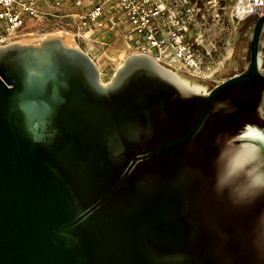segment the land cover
I'll return each mask as SVG.
<instances>
[{"label":"water","instance_id":"water-1","mask_svg":"<svg viewBox=\"0 0 264 264\" xmlns=\"http://www.w3.org/2000/svg\"><path fill=\"white\" fill-rule=\"evenodd\" d=\"M248 16L244 70L210 90L234 46L206 77L129 53L104 84L60 36L0 46V264H264V14Z\"/></svg>","mask_w":264,"mask_h":264},{"label":"built area","instance_id":"built-area-1","mask_svg":"<svg viewBox=\"0 0 264 264\" xmlns=\"http://www.w3.org/2000/svg\"><path fill=\"white\" fill-rule=\"evenodd\" d=\"M204 1L231 2L238 20L247 13L264 14V0H0V46L15 43L27 20L48 19L79 32L80 40H117L127 53L195 74L210 54L193 38ZM209 47L212 51L214 44Z\"/></svg>","mask_w":264,"mask_h":264},{"label":"rangeland","instance_id":"rangeland-1","mask_svg":"<svg viewBox=\"0 0 264 264\" xmlns=\"http://www.w3.org/2000/svg\"><path fill=\"white\" fill-rule=\"evenodd\" d=\"M224 3L227 4V6L221 10L219 7ZM200 5L202 7L201 11L203 12V19H201V21L208 22L210 25L212 24L210 31L211 35H208V33L207 37L212 39L214 48L212 51L209 49L207 50V52L209 51L210 54L206 59V63H204L205 65L200 67V71H197L198 73L196 75L183 71L179 72L197 77H206L219 70L223 66V63L230 57L233 50V39L239 20L233 15V5L231 2H215L213 5L212 3H207L204 1ZM60 25L61 24L59 21H48V19L32 21L29 19L20 29L17 34L18 37L15 38L13 42L23 44H37L45 37L58 36V34H56L57 31H62ZM210 25L207 27H210ZM203 34L204 33L201 35ZM43 35L44 37H42ZM204 36H206V34L203 35V37ZM22 38H33V40L24 42L22 41ZM227 42H229L228 49L226 48ZM221 43H223V47H221ZM80 45L87 49L91 58L100 68L102 73L101 81L103 83L110 81L116 68L122 63L124 57L129 54L122 47L120 41L104 40L102 36H97L95 38L92 37L86 43H81ZM71 46L77 47L76 44H73V42L71 43ZM262 68L264 69V66H262Z\"/></svg>","mask_w":264,"mask_h":264},{"label":"flooded vegetation","instance_id":"flooded-vegetation-1","mask_svg":"<svg viewBox=\"0 0 264 264\" xmlns=\"http://www.w3.org/2000/svg\"><path fill=\"white\" fill-rule=\"evenodd\" d=\"M225 6H227V4L224 3L219 8L221 10H223L225 8ZM255 21H256L255 16H248L244 19L239 20V22H238L237 31L235 32V36L233 39L234 49L238 51V60H239L238 67L232 69L231 72L224 73L222 75V77H220L219 79H213L211 81V86L210 87L207 86L205 88L210 90L214 86H216L217 84L221 83L223 80L230 78L233 74L240 73L244 70L245 58L247 55L246 50L249 49V47L251 48V45H252V41H249L248 36H249V33L251 32L252 26L254 25ZM198 24L199 25L195 30L193 38L195 39V41H199L202 43L204 41V43H203L205 46L204 49L208 50V47L210 46V44L213 45L212 39H209L207 37L208 33H209L208 35H211L210 31H211L212 24L210 25V23L205 22V21H200ZM209 25H210V27H207ZM206 31H207V33H206ZM202 33H204L203 35L206 34V36L203 37V35H201ZM199 37H200V39H199ZM261 42H262V37L259 36L258 41H257V45H259V43H261ZM228 46H229V42H227V44H226L227 49H228ZM221 47H223V43H221ZM263 54H264V45L261 47V57H262L261 72L264 74V69L262 68V66H264V55ZM197 73H195V75ZM257 109H258L257 107L254 108L252 113H254ZM262 116L264 117V114ZM258 120L261 121V118H258Z\"/></svg>","mask_w":264,"mask_h":264},{"label":"bare ground","instance_id":"bare-ground-1","mask_svg":"<svg viewBox=\"0 0 264 264\" xmlns=\"http://www.w3.org/2000/svg\"><path fill=\"white\" fill-rule=\"evenodd\" d=\"M56 34H58V36H60L62 38V40H63L65 45H69L70 44L69 46H71L72 40H71V36L68 34V32L66 33V32H62V31H59V32L57 31ZM11 35L14 36V34H11ZM42 37H44V35ZM31 40H33V38H22V41H24V42H29ZM97 69L99 71V76H100V81H101L102 73H101V70H100V68L98 66H97ZM101 83H103V82L101 81Z\"/></svg>","mask_w":264,"mask_h":264},{"label":"crops","instance_id":"crops-1","mask_svg":"<svg viewBox=\"0 0 264 264\" xmlns=\"http://www.w3.org/2000/svg\"><path fill=\"white\" fill-rule=\"evenodd\" d=\"M32 23V22H31ZM62 32H68V34L71 36V40L73 42V44H76V46H80L79 48H81L82 50H84L89 56V52L87 51V49H85L82 45H80L81 43H86L88 40H80L79 38V32L77 33L76 31H72V30H62ZM78 43V45H77Z\"/></svg>","mask_w":264,"mask_h":264}]
</instances>
